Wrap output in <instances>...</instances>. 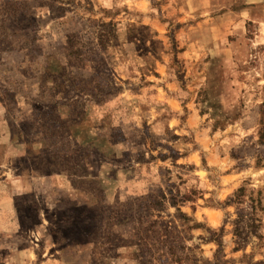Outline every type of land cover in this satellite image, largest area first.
Masks as SVG:
<instances>
[{
  "label": "rangeland",
  "instance_id": "rangeland-1",
  "mask_svg": "<svg viewBox=\"0 0 264 264\" xmlns=\"http://www.w3.org/2000/svg\"><path fill=\"white\" fill-rule=\"evenodd\" d=\"M9 175L0 264H264V0H0Z\"/></svg>",
  "mask_w": 264,
  "mask_h": 264
},
{
  "label": "crops",
  "instance_id": "crops-1",
  "mask_svg": "<svg viewBox=\"0 0 264 264\" xmlns=\"http://www.w3.org/2000/svg\"><path fill=\"white\" fill-rule=\"evenodd\" d=\"M19 146L18 148H21ZM24 155H26V157L27 156L31 157V155H27L26 153H21V156ZM28 181L30 180L21 177L17 178V176L10 178V175L9 177H6L4 179L2 178L0 180V234L14 235L18 232L19 218L17 217V213H16L17 211L15 210L16 209L15 202H16V197L18 195V191H20L19 188L26 186Z\"/></svg>",
  "mask_w": 264,
  "mask_h": 264
}]
</instances>
